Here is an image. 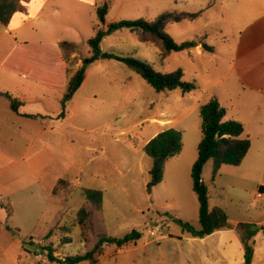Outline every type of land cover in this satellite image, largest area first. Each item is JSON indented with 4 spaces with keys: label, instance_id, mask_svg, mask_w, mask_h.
<instances>
[{
    "label": "rangeland",
    "instance_id": "1",
    "mask_svg": "<svg viewBox=\"0 0 264 264\" xmlns=\"http://www.w3.org/2000/svg\"><path fill=\"white\" fill-rule=\"evenodd\" d=\"M101 1H64L55 18L31 21L23 29L35 31V41L41 44L28 46L45 48L57 71L45 77L51 94L39 106L46 118L40 126L47 129L42 137L48 144L44 164L24 168L19 182L0 180V264H51L42 247L52 248V255L62 260L93 251L101 238L121 239L132 231L141 235L135 244L104 247L96 264H245L238 228L263 219L255 210L264 208V193L258 202L253 196L261 174L256 173L255 183L232 175L231 170L241 169L227 166L213 179L212 163L203 167L208 207L221 209L227 217L221 229L229 235L223 239L214 234L204 242L183 243L186 234L178 221L200 227L191 168L201 141L200 108L210 99L225 109L224 121L241 123L243 137L249 136L251 147L242 163L247 166L252 159L253 169L264 163V102L260 105L244 88L264 77V0H109L103 25L96 15ZM166 12H201L197 21L170 24L164 32L176 44L204 37L211 52L173 53L162 61L157 50L139 43L131 30L109 28L121 21L153 22ZM96 25L104 31L102 53L136 58L161 74L181 71L182 80L196 89L188 94L179 89L157 93L120 62L102 60L86 68L84 82L66 104L64 119L57 120L69 78L58 43L77 46L71 57L74 72L92 54L88 42ZM7 41L0 38V48ZM248 66L251 71L242 73ZM40 126L31 123L32 129ZM168 129L180 133L182 149L165 162L161 182L148 193L152 162L143 148ZM38 151L42 150L35 147L31 157ZM60 180L68 185L52 196ZM22 184L29 189L16 194ZM84 190L101 192L99 209ZM81 209L88 213L84 225L78 222ZM49 230L53 234L46 238ZM34 253L41 256L34 259ZM261 263L264 254L258 253L255 264Z\"/></svg>",
    "mask_w": 264,
    "mask_h": 264
},
{
    "label": "trees",
    "instance_id": "2",
    "mask_svg": "<svg viewBox=\"0 0 264 264\" xmlns=\"http://www.w3.org/2000/svg\"><path fill=\"white\" fill-rule=\"evenodd\" d=\"M22 0H0V24L7 26L11 18L23 12L21 5ZM109 0H102L96 9L97 20L101 25L104 24L105 16L108 10ZM201 17V12H166L159 15L153 22L142 19L133 21H121L112 23L109 28L112 30L129 29L134 33L139 43L152 45L158 52L160 60L164 61L173 53L189 52L200 46L203 51L211 52L204 43V37H197L193 41L176 44L165 34V28L170 24H178L183 21L194 22ZM94 37L88 44L91 48V56L85 58L81 62V66L74 72L70 71L72 66L71 57L76 54L77 46L70 42H59L58 47L61 51L63 61L67 67L69 74L66 83L65 92L60 100L61 112L58 119H64L66 104L70 102L74 94L82 85L86 68L98 61L116 60L123 64L127 69L137 74L145 83H147L157 93H167L179 89L183 94L191 93L196 89L192 83L182 80V72L176 71L170 74H161L156 72L148 63L129 56H116L113 54H105L100 51L99 45L104 37V31L99 25L94 26ZM74 59V58H73ZM1 94V93H0ZM10 103L13 112H18L22 104L15 98L2 94ZM225 109L221 107L219 102L212 98L200 108L201 118V141L197 147V158L191 168V179L193 191L198 202V219L199 229H195L189 223L178 221V224L185 236L191 238L202 239L213 234L216 230L227 226V217L219 208H208L207 188L201 179L203 167L206 163H212V178L214 179L222 166H239L246 157L251 143L250 140L243 137L244 129L241 123L228 120L224 121ZM32 118L34 116H26ZM182 149L181 135L178 131L168 129L158 133L143 148L144 153L151 159V168L149 170L150 181L147 184V192L158 185L162 179V172L165 162L173 158ZM68 183L60 180L52 190V196H56L59 192L67 187ZM259 193H264L263 188H259ZM86 199L92 203L97 209L101 206V192L96 190H84ZM88 213L81 209L78 214V222L84 225ZM244 232L243 243L245 245V264H252L254 242L251 241L258 231L264 232V226H256L243 224L240 226ZM58 229V228H57ZM62 230H68L61 228ZM53 234L48 231L46 238ZM140 233L132 231L121 239L101 238L98 245L93 251L84 255L68 256L62 260L52 255V248L42 247L47 251V259L49 263L57 264H96L104 247L115 245L118 248L135 244L140 239ZM69 242L70 240H66ZM31 245V243H29ZM24 247V244H23ZM34 255H37L34 253ZM95 255L98 257L95 258Z\"/></svg>",
    "mask_w": 264,
    "mask_h": 264
},
{
    "label": "crops",
    "instance_id": "3",
    "mask_svg": "<svg viewBox=\"0 0 264 264\" xmlns=\"http://www.w3.org/2000/svg\"><path fill=\"white\" fill-rule=\"evenodd\" d=\"M64 1H75L78 3L89 2V0H22L21 5L23 7V12L15 14L7 26L2 25L5 29L0 30V38L7 37L8 39L5 46L0 48V180H2V183L4 184H10L16 180L19 182V178L21 177L24 168H38V166L40 168L41 164H44L46 160L45 156L48 144L46 141H42V137L46 134L47 129L46 127L42 128L40 126L46 118L43 117V111H41L39 106L44 102L47 96L51 94L45 77L49 76V72H56L57 70L52 68V62H50L47 55L48 52H46L45 48L41 46H28L30 43L41 44V42L35 41L37 35L34 33L35 31L30 29L29 32H27L23 29L31 21L35 23L41 21L42 18H55L54 15H58L57 7L61 6ZM46 8H48V10ZM11 37H14L15 39L12 41L10 40ZM193 50H196V52L199 53L201 48L198 46ZM242 52V55L247 54L246 50H242ZM246 71H251V67L248 66L245 71H242V73H246ZM244 88L252 92L256 99H259L260 105L264 102V77L260 78L259 81L249 82L247 85H244ZM2 94H7L17 99L22 104L17 113L11 110L9 101ZM29 104H35L38 106L29 109ZM26 116L34 117L29 118ZM57 120H59L58 117ZM32 122H39L40 127L32 129ZM54 130L55 128L52 127L51 131ZM33 133L34 136H32ZM247 137L249 138V136ZM35 147H39L42 151H38L31 157ZM175 157L172 159H175ZM245 159L246 157L242 161L243 163ZM247 162L249 163L247 166L241 163L239 166L234 167V169L241 170H231L230 172L232 175L235 173L239 174L240 178L243 180L247 179L248 181L258 183L255 181L257 180L256 173H259L264 177V163L256 167V169H253L252 164L256 165V162H252V159L247 160ZM222 167L221 169H223ZM15 168L18 170L13 172ZM221 169L219 172L222 171ZM16 172L19 176L15 175ZM262 177L258 180L261 185L258 187L257 192L253 193L257 202L258 200H263V194L260 193L261 197L256 196L257 193H259V188H263L264 190V179L261 181ZM23 185L24 184L19 186L20 189L15 191L16 194L29 189V187H22ZM257 212H259V218L263 219L253 221V225L259 227L264 226V208L256 209L255 213ZM238 229L240 231V236L244 238V232L240 227ZM214 234L219 235L220 239L221 237L223 239L225 235H229L228 231L225 229L216 230L211 235ZM209 236L200 240L204 242ZM197 239L199 238L183 236L182 241L183 243H189ZM251 241L254 242L252 264H255L256 255L258 253H261V255L264 254V232L262 230L258 231ZM26 252L30 254L29 251L26 250ZM33 256L35 259V257H40L41 255L33 254Z\"/></svg>",
    "mask_w": 264,
    "mask_h": 264
},
{
    "label": "built area",
    "instance_id": "4",
    "mask_svg": "<svg viewBox=\"0 0 264 264\" xmlns=\"http://www.w3.org/2000/svg\"><path fill=\"white\" fill-rule=\"evenodd\" d=\"M256 196H257V197H261V194H260V193H257ZM151 235H153V233H151Z\"/></svg>",
    "mask_w": 264,
    "mask_h": 264
}]
</instances>
